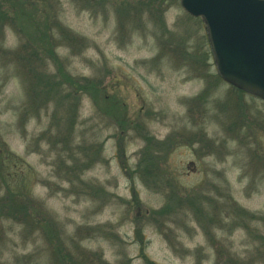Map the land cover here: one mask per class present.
<instances>
[{"label":"rangeland","instance_id":"rangeland-1","mask_svg":"<svg viewBox=\"0 0 264 264\" xmlns=\"http://www.w3.org/2000/svg\"><path fill=\"white\" fill-rule=\"evenodd\" d=\"M35 5L38 29L0 22V264H264V100L218 76L201 18Z\"/></svg>","mask_w":264,"mask_h":264},{"label":"water","instance_id":"water-1","mask_svg":"<svg viewBox=\"0 0 264 264\" xmlns=\"http://www.w3.org/2000/svg\"><path fill=\"white\" fill-rule=\"evenodd\" d=\"M200 17L217 74L264 100V0H179Z\"/></svg>","mask_w":264,"mask_h":264},{"label":"trees","instance_id":"trees-1","mask_svg":"<svg viewBox=\"0 0 264 264\" xmlns=\"http://www.w3.org/2000/svg\"><path fill=\"white\" fill-rule=\"evenodd\" d=\"M151 1L155 2L156 4H158L162 0H151ZM4 2L7 3V8H12V11H13V14H14V18L16 19V21H19V20L27 21V19H28L27 22L35 21L37 29H38L39 23L35 19H40V18L37 15L34 18L33 15H32L33 13L30 12V8L31 7L35 8V6H36L35 3H37L38 0H0V22L3 21V19L6 17V12L5 11H8L7 8L4 5ZM44 17L45 16L42 15V18H44ZM11 18H12L11 20L14 21L13 17H11ZM33 18H34V20H33ZM43 22H44V19H43ZM22 31H24V30L22 29ZM35 37L36 38H32L31 36L30 37L26 36V40L28 41V43L27 42L24 43V44H26V46L24 45V49H26L27 47H29L31 49L30 53L27 54L28 59L31 56L39 55L38 59L42 60V59H44L46 57L45 54L52 55L53 47H54V45H53V39H54L53 38L54 37L53 34L50 33V32L43 33V31H42L40 34H36ZM37 79L42 81L40 77H37ZM67 83H69V85L72 87V90H73L74 94L78 92L77 91L78 88H81V90H84V91H89V87H87L86 84H82V85L80 84V86L78 87L77 83H79V82L73 81L71 83L70 82H67ZM90 84H91V87H92L93 94H96L98 92V90L95 87L93 88L92 82ZM74 89L76 91H74ZM111 109H113L112 106H107V110H104V111L106 113H108ZM122 121H120L118 119V123L121 122V124H122ZM63 126L67 127V131H68L67 133H69V131L72 130V123H69L68 121L65 122V120H64ZM64 140L66 141L67 139H64ZM0 155H1V150H0ZM5 156H7V158H8L10 156V153H6ZM14 158L19 159L16 156ZM8 159H10V158H8ZM151 171H152V169H151ZM151 171L147 170L146 172L147 173H151ZM10 196L11 195L8 194V197H10ZM178 197H180L181 201H183V198L181 196H178ZM184 199H188V197H184ZM230 202H232V204L230 203V205H231V209L233 211H236V212H238V211L241 212L242 211L241 209H239L235 205V202H233L232 200ZM31 205H32V203L29 200H26L24 202V208L26 206L28 207V206H31ZM225 215H226V217H230V216H228V214H225ZM236 223L237 222H232L231 225L235 226ZM229 260L230 261H234L233 258H229ZM149 263L152 264L151 262H149Z\"/></svg>","mask_w":264,"mask_h":264}]
</instances>
